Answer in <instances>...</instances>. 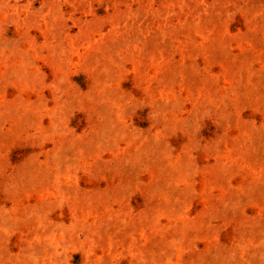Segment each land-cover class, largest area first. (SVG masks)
Wrapping results in <instances>:
<instances>
[{
	"label": "rangeland",
	"instance_id": "obj_1",
	"mask_svg": "<svg viewBox=\"0 0 264 264\" xmlns=\"http://www.w3.org/2000/svg\"><path fill=\"white\" fill-rule=\"evenodd\" d=\"M0 264H264V0H0Z\"/></svg>",
	"mask_w": 264,
	"mask_h": 264
}]
</instances>
